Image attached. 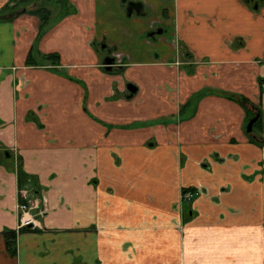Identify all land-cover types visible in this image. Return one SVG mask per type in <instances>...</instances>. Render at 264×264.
<instances>
[{
	"label": "crops",
	"instance_id": "obj_1",
	"mask_svg": "<svg viewBox=\"0 0 264 264\" xmlns=\"http://www.w3.org/2000/svg\"><path fill=\"white\" fill-rule=\"evenodd\" d=\"M263 2L35 0L41 35L36 14L5 13L0 264H264V144L249 138H264ZM13 155L35 228L18 226Z\"/></svg>",
	"mask_w": 264,
	"mask_h": 264
},
{
	"label": "trees",
	"instance_id": "obj_2",
	"mask_svg": "<svg viewBox=\"0 0 264 264\" xmlns=\"http://www.w3.org/2000/svg\"><path fill=\"white\" fill-rule=\"evenodd\" d=\"M8 2H9V6L8 7L11 8V10H9L7 12H11V14L12 13L13 14H20V13H22L21 11H23V10H24L23 12H25L27 10V12L36 14L38 16L39 20H40L39 35H41L43 33L44 29L46 28L47 22H48V20L50 18L49 17L50 16V11L48 10V8H46L44 6L35 5L36 7H34L33 9H27L26 6L29 5V4H32V1H30V0H9ZM17 4L21 5V7L13 8ZM4 9H7L5 7V5L1 8V10H4ZM15 9H17V10H15ZM7 12H1L0 13V17H5L6 16L5 13H7ZM9 16H11V15H9ZM52 58H55V60H52L54 62L53 64H57L58 56L55 55V54L44 55V56L41 57L40 61H37L35 59L33 60L31 58V56H30V57H28L26 63L28 65H33V64L39 65L40 64L39 62H45L46 60H49V59H52ZM237 99L240 100L241 102L244 101V99H242L240 97H237ZM256 109H257V107H256ZM252 115L254 116L255 113H253ZM252 115H251V118L253 117ZM258 121H259V119L257 120V122ZM255 124L253 125V131H254ZM249 138H250V140L252 142H254V143L258 144V145H263L264 144V138H262V137L258 136L257 139H256V137H253L251 135ZM20 168L21 167H20L19 164L14 168V170H15V172L17 174L18 188H22L24 186H28V187H31L33 189V191L36 193L35 186L33 185V180L31 178V176L29 177L28 175L23 174ZM17 233H18V230H14V229H5L2 232L6 247H7L8 251L10 252L11 255L15 254Z\"/></svg>",
	"mask_w": 264,
	"mask_h": 264
},
{
	"label": "built area",
	"instance_id": "obj_3",
	"mask_svg": "<svg viewBox=\"0 0 264 264\" xmlns=\"http://www.w3.org/2000/svg\"><path fill=\"white\" fill-rule=\"evenodd\" d=\"M196 194V192H187L184 196L190 200ZM17 212L18 226L20 228H35L39 226L37 216L41 215L43 210L40 209L39 199L28 186L18 189Z\"/></svg>",
	"mask_w": 264,
	"mask_h": 264
},
{
	"label": "water",
	"instance_id": "obj_4",
	"mask_svg": "<svg viewBox=\"0 0 264 264\" xmlns=\"http://www.w3.org/2000/svg\"><path fill=\"white\" fill-rule=\"evenodd\" d=\"M140 7H141V4L138 3V2H129L128 3V7H127V13H128V15H131V13H132L133 10L139 11L140 10ZM23 11H21V12H23ZM155 32L157 34H160V33H162V29L159 28ZM103 63H104L105 68L107 70H110L111 67H112V65H114V63H115V59L113 57H111V56H107V57L104 58ZM127 88H128V91H130L131 93H134L136 91V87L133 84H131V83L128 84ZM259 117H260V110L257 108L254 117H252L248 121V123L246 125V132L247 133H249V134L252 133L253 125L257 122V120H258Z\"/></svg>",
	"mask_w": 264,
	"mask_h": 264
},
{
	"label": "rangeland",
	"instance_id": "obj_5",
	"mask_svg": "<svg viewBox=\"0 0 264 264\" xmlns=\"http://www.w3.org/2000/svg\"><path fill=\"white\" fill-rule=\"evenodd\" d=\"M259 1V0H258ZM148 3H153V1H147ZM32 3H35V0H32ZM154 3H156V1H154ZM264 3V2H263ZM9 6V2L7 3V4H5V7L7 8V9H4V10H1L0 9V13L1 12H7V11H9V10H11V8H9L8 7ZM39 6H42V5H39ZM19 7H21V5H19V4H17V5H15L13 8H19ZM15 10H17V9H15ZM1 18V17H0ZM166 28V33H170L171 34V32H170V29H169V27H165ZM46 62V61H45ZM44 62V63H45ZM50 62L53 64L54 62L53 61H51L50 60ZM254 132H258V127H257V123L255 124V126H254ZM10 162V164H11V166H13V168H15L18 164H19V160H17V158H16V156H12V159H11V161H9ZM31 188V187H30ZM32 189V188H31ZM33 190V189H32ZM35 193V192H34ZM35 195L37 196V194L35 193Z\"/></svg>",
	"mask_w": 264,
	"mask_h": 264
},
{
	"label": "flooded vegetation",
	"instance_id": "obj_6",
	"mask_svg": "<svg viewBox=\"0 0 264 264\" xmlns=\"http://www.w3.org/2000/svg\"><path fill=\"white\" fill-rule=\"evenodd\" d=\"M246 1H248V2H252V3L254 4V3H256V2L258 3V2H260V1H264V0H259V1H258V0H246ZM128 3H129V2L125 3L126 7H128ZM158 29H159V28H158ZM258 109H259V108H258ZM255 113H256V108H255ZM253 117H254V116H253ZM258 119H259V118H258ZM252 133H253V130H252ZM252 133H251V134H252ZM253 137H256V138H257L258 136H253ZM27 228H29V227H27Z\"/></svg>",
	"mask_w": 264,
	"mask_h": 264
}]
</instances>
